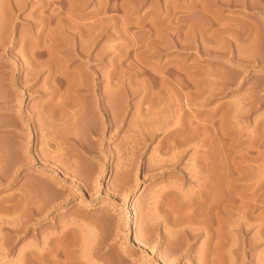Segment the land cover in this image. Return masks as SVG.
Returning a JSON list of instances; mask_svg holds the SVG:
<instances>
[{
  "label": "rangeland",
  "instance_id": "obj_1",
  "mask_svg": "<svg viewBox=\"0 0 264 264\" xmlns=\"http://www.w3.org/2000/svg\"><path fill=\"white\" fill-rule=\"evenodd\" d=\"M0 264H264V0H0Z\"/></svg>",
  "mask_w": 264,
  "mask_h": 264
},
{
  "label": "bare ground",
  "instance_id": "obj_2",
  "mask_svg": "<svg viewBox=\"0 0 264 264\" xmlns=\"http://www.w3.org/2000/svg\"><path fill=\"white\" fill-rule=\"evenodd\" d=\"M54 55V54H53ZM52 55V56H53ZM74 80V79H73ZM74 83V82H73ZM119 83V82H118ZM117 83V84H118ZM82 84V83H81ZM116 84V83H115ZM68 85V84H67ZM71 85V84H70ZM70 85H68L69 86V88H70ZM77 85V84H76ZM98 85V84H97ZM85 86H88L87 84L85 85ZM73 87V86H72ZM74 87H76V86H74ZM121 87V86H120ZM68 88V87H67ZM114 88V87H113ZM206 88V87H205ZM75 89V88H74ZM78 89V88H77ZM80 89V88H79ZM85 89H87V87L85 88ZM70 90V89H69ZM76 90V89H75ZM80 90H82V89H80ZM117 90V89H116ZM202 92H205V91H203L202 90ZM210 92V91H209ZM66 94V93H65ZM206 95H208L207 93H206ZM67 96V95H66ZM210 96V95H209ZM207 97V96H206ZM75 100V99H74ZM62 102V101H61ZM71 102H73L72 100H71ZM188 102V101H187ZM64 103V102H63ZM75 103V102H74ZM72 104V103H71ZM78 104V103H77ZM159 104V103H158ZM161 105V104H160ZM60 106H62V105H60ZM74 106V105H73ZM158 106V105H157ZM67 107H71V106H67ZM59 109V108H58ZM68 109V108H67ZM67 109H65V110H67ZM71 109V108H70ZM103 109H104V107H103ZM55 110V109H54ZM105 110V109H104ZM52 111V110H51ZM64 111V110H63ZM94 111V110H93ZM159 111V110H158ZM161 111V110H160ZM47 112V111H46ZM54 113H55V111H54ZM57 113V112H56ZM59 113V112H58ZM66 113V112H65ZM50 114V113H49ZM53 114V113H52ZM67 114V113H66ZM60 115V114H59ZM61 115H62V111H61ZM59 116L60 118L62 117V116ZM58 117V118H59ZM107 120V119H106ZM108 121H109V119H108ZM164 121V120H163ZM110 123V122H109ZM159 123V122H158ZM162 123V122H161ZM158 125V124H157ZM111 126V125H110ZM160 126V125H159ZM162 127V126H161ZM159 130H161V129H159ZM181 131V129H179V131L178 130H174L173 131V133H177V132H180ZM182 132V131H181ZM172 132H170V134H171ZM197 133V132H196ZM223 133H225V132H223ZM194 134V133H193ZM189 137V136H188ZM190 138V137H189ZM194 138V137H193ZM189 140V139H188ZM233 182V181H232ZM200 192V191H199ZM99 207H103V205L101 204ZM134 244H135V249L136 250H138V251H143V245L139 242V241H137V240H135L134 241ZM41 253V252H40ZM44 253V252H43ZM35 256V255H34ZM37 256V255H36ZM35 256V257H36ZM47 256V255H46ZM38 257H41L40 259H41V261H42V259L45 257V253L44 254H40V255H38ZM131 258L129 259L130 261H132V260H135L136 259V256H134V255H131L130 256ZM45 262V261H44ZM41 263V262H40Z\"/></svg>",
  "mask_w": 264,
  "mask_h": 264
}]
</instances>
